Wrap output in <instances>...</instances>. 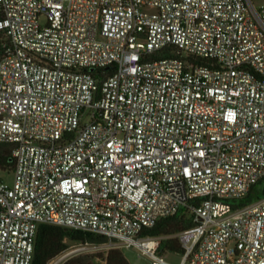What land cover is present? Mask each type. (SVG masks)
Returning <instances> with one entry per match:
<instances>
[{"label": "built area", "instance_id": "built-area-1", "mask_svg": "<svg viewBox=\"0 0 264 264\" xmlns=\"http://www.w3.org/2000/svg\"><path fill=\"white\" fill-rule=\"evenodd\" d=\"M0 141V264L41 223L177 264L143 230L182 209L179 264H264V1L0 0Z\"/></svg>", "mask_w": 264, "mask_h": 264}, {"label": "trees", "instance_id": "trees-1", "mask_svg": "<svg viewBox=\"0 0 264 264\" xmlns=\"http://www.w3.org/2000/svg\"><path fill=\"white\" fill-rule=\"evenodd\" d=\"M160 55H165V53ZM13 146L12 142L0 141V170H13L15 165ZM263 195L264 176L252 187L241 203L254 201ZM193 224L192 213L182 209L176 214L163 217L152 227L145 228L143 232L163 236L160 245L161 252H182V244L175 234ZM106 241L107 238L104 235L96 232L52 223H41L37 231L31 264H49L52 260L71 249L75 243H104ZM103 252H73L60 264H97L96 258L98 257H102L105 264H131L121 247H110Z\"/></svg>", "mask_w": 264, "mask_h": 264}, {"label": "rangeland", "instance_id": "rangeland-1", "mask_svg": "<svg viewBox=\"0 0 264 264\" xmlns=\"http://www.w3.org/2000/svg\"><path fill=\"white\" fill-rule=\"evenodd\" d=\"M264 0H255L256 4H260L262 3ZM42 22H45V17H42L41 19ZM3 180L4 182L10 183L12 184L14 181V170H0V181ZM78 247H80V243H75L72 245L71 249H69L67 252L68 255H66L65 257H63L62 259L59 260V257H57L56 259L52 260L49 264H60L62 262V260H64L67 256L73 254V252H90V253H99L106 250V248L104 249H96V248H84V249H78ZM125 253V255L128 257V259L130 260L131 264H151L150 259L145 256L140 254L139 250L137 248L134 247H121ZM166 257L179 264L181 259H182V253L178 252V251H167L166 253ZM58 260V261H57ZM97 264H105V261L102 257H98L96 258Z\"/></svg>", "mask_w": 264, "mask_h": 264}, {"label": "water", "instance_id": "water-1", "mask_svg": "<svg viewBox=\"0 0 264 264\" xmlns=\"http://www.w3.org/2000/svg\"><path fill=\"white\" fill-rule=\"evenodd\" d=\"M93 69V68H92Z\"/></svg>", "mask_w": 264, "mask_h": 264}]
</instances>
